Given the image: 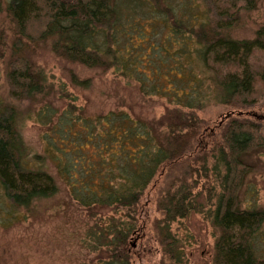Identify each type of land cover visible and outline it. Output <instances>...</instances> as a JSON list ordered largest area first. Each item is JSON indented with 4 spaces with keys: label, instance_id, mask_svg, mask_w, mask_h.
<instances>
[{
    "label": "trees",
    "instance_id": "1",
    "mask_svg": "<svg viewBox=\"0 0 264 264\" xmlns=\"http://www.w3.org/2000/svg\"><path fill=\"white\" fill-rule=\"evenodd\" d=\"M202 2L204 12L176 0L0 1V27L6 28L0 32V61L9 52L12 98L32 102L45 96L47 81L36 70L34 53L48 48L68 63L113 71L139 83L142 93L185 109L256 104L264 68L254 70L251 59L264 52V29L244 40L226 33L238 6L254 9L255 0ZM213 14L217 26L211 22ZM161 33L168 35L166 40ZM52 91L58 94L53 86ZM36 117L48 129L52 126V135L44 155L29 162L16 108L0 101V206L15 217L55 197L57 178L84 208L133 213L160 171L181 160L194 142L199 144L201 122L192 111L163 125L125 111L90 116L70 102L63 110L46 104ZM222 138L213 169L219 184L210 212L219 231L213 264H263L264 210L241 206V193L254 171L249 160L264 150L262 128L248 119L230 118ZM193 189L182 186L160 203V238L172 264L181 263L182 253L171 225L203 210ZM135 230L115 225L88 235L97 246L96 258L88 264H131L127 240Z\"/></svg>",
    "mask_w": 264,
    "mask_h": 264
},
{
    "label": "rangeland",
    "instance_id": "2",
    "mask_svg": "<svg viewBox=\"0 0 264 264\" xmlns=\"http://www.w3.org/2000/svg\"><path fill=\"white\" fill-rule=\"evenodd\" d=\"M176 1L178 5L194 3L202 12L205 11L202 0ZM238 8L233 27L226 33L237 40L253 39L259 30L264 29V0H255L254 9H248L243 4ZM211 22L214 26L218 24L214 14ZM2 30L6 32L3 26L0 32ZM163 37L166 40L168 35L164 34ZM160 39L159 36L156 41L159 43ZM8 61L9 52L0 61V101L16 108L17 126L30 155L29 162L37 155H44L48 148L47 136L52 135V126L48 129L36 117L46 104L63 110L71 102L90 116L125 111L134 118L163 125L177 115L192 111L201 125L199 144L194 142L181 160L169 163L160 171L133 213L125 214L116 208H84L72 199L68 188L59 178V193L55 197L39 202L29 210H20L16 217L0 206V264L91 263L96 258L93 249L97 246L89 242L88 235L113 229L115 225H131L136 229L127 240L131 264H172L173 260L166 253L160 238L164 219L160 203L169 199L170 192L173 195L185 185L195 188L196 203L203 210L171 225L182 253V261L177 264H213L215 242L219 236L210 216L219 193L213 171L216 152L223 145V131L230 118L248 119L259 124L264 138V84L256 87L257 103L242 109L213 103L203 109L189 110L166 98L142 93L139 83L128 81L113 71L71 64L53 55L48 48H43L35 51L34 62L37 72L43 73L47 81V90L44 97L31 102L12 98L11 84L7 79ZM251 65L261 72L264 52H256ZM74 78L85 81L86 86L74 85ZM52 86L58 94L52 91ZM62 90L63 96L59 94ZM249 161L254 171L241 193V206L256 205L264 210V150ZM49 170L55 176L52 165ZM262 242L264 264V237Z\"/></svg>",
    "mask_w": 264,
    "mask_h": 264
}]
</instances>
